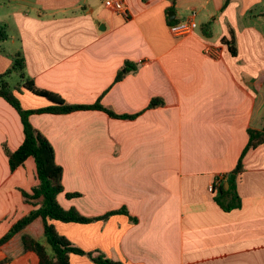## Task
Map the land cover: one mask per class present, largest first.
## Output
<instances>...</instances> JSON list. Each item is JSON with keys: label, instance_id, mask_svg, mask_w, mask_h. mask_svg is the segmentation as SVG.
Instances as JSON below:
<instances>
[{"label": "crops", "instance_id": "obj_1", "mask_svg": "<svg viewBox=\"0 0 264 264\" xmlns=\"http://www.w3.org/2000/svg\"><path fill=\"white\" fill-rule=\"evenodd\" d=\"M104 1L0 0L13 30L1 73L21 53L36 87L70 104L99 102L134 115L80 109L29 116L62 167L63 208L86 217L124 210L54 227L76 247L121 264H264V143L243 157L239 207L222 210L217 191L208 190L236 165L248 129L264 127V0H123L127 16ZM192 11L196 28L171 34L169 21ZM0 26L9 24L0 17ZM231 33L235 54L222 41ZM16 95L23 108L48 104L23 89ZM152 99L162 103L150 106ZM22 140L18 113L0 97V237L34 208L21 193L37 183L32 157L10 171L3 149ZM22 232L51 252L37 223ZM21 233L0 245V261L38 264L23 252ZM69 260L96 264L86 255Z\"/></svg>", "mask_w": 264, "mask_h": 264}, {"label": "trees", "instance_id": "obj_2", "mask_svg": "<svg viewBox=\"0 0 264 264\" xmlns=\"http://www.w3.org/2000/svg\"><path fill=\"white\" fill-rule=\"evenodd\" d=\"M174 22L176 23L175 20L169 21V24ZM6 38L7 35L3 28L0 27V40ZM222 41L228 45L227 48L232 54L236 53L235 40L232 33L230 39L224 38ZM23 69L24 58L21 53H17L12 59L11 67L5 72L0 73V97L18 113L23 133V140L17 149L11 151L5 144L3 145V149L8 158L10 171L22 165L28 157H32L35 163L37 183L32 186L29 192L21 190V193L24 200L32 203L34 208L28 214L11 224L9 230L0 237V245L8 242L15 234L21 233L30 225L37 223L42 235L45 237L46 243L50 246L51 252L47 251L45 244L40 242L37 237L27 232L21 233V246L23 247L24 253L33 252L36 255L38 264H70V254L86 255L96 264H121L118 261L106 257L102 252H86L76 247L65 236L59 234L54 227L52 221L78 223H86L92 220L103 221L108 216L124 212V210H113L100 216L86 217L74 207L69 209L63 208L57 200L58 193L63 191L62 167L55 161L53 146L40 131L33 127L29 121V116L33 113L43 112L64 114L80 109L103 110L110 116L124 119L133 118L134 115L114 114L99 102L83 106L80 104H70L56 93L36 87L33 79L24 75ZM13 71L19 75L18 84L15 86H12L6 79ZM120 76L121 73L117 75L116 79H119ZM21 89L44 97L48 101V104L44 107L33 109L23 108L19 98L16 96V92H20ZM159 103L162 102L158 99H152L150 106ZM248 137L246 146L239 160H237L236 165L228 174L224 175L227 188L223 184H219L214 189L217 191L215 200L218 206L224 211H230L241 205V200L236 189L237 176L242 171V160L245 153L249 149L264 143V127L261 129H248ZM66 196L73 197L76 196V193H67ZM9 259L5 258L1 260L0 264H5Z\"/></svg>", "mask_w": 264, "mask_h": 264}, {"label": "built area", "instance_id": "obj_3", "mask_svg": "<svg viewBox=\"0 0 264 264\" xmlns=\"http://www.w3.org/2000/svg\"><path fill=\"white\" fill-rule=\"evenodd\" d=\"M104 6L124 16L128 15V9L123 0H105ZM194 15L195 12L192 11L187 19L172 23L169 26L170 33L175 36H183L192 32L196 28L197 23L194 19ZM224 177V175H218L215 177V180L208 186V190L212 192L215 188H217L223 181Z\"/></svg>", "mask_w": 264, "mask_h": 264}, {"label": "rangeland", "instance_id": "obj_4", "mask_svg": "<svg viewBox=\"0 0 264 264\" xmlns=\"http://www.w3.org/2000/svg\"><path fill=\"white\" fill-rule=\"evenodd\" d=\"M0 17L3 18L4 23L9 24V27L8 28L3 27L4 24L2 26V28H3L5 34L7 35L8 38H6L4 40H0V57L1 58H6L7 57L9 59V58H11V56L9 55V52H12L11 49L13 48V45L10 43L11 40H12V39H10V37L12 38L13 30L10 28L11 20H10V14L8 13V9H0ZM15 46H17V45H15ZM6 79H7L8 82H10V84L12 86H15V85L18 84L19 75H18L17 72L13 71L10 75H8L6 77ZM26 93H28V92H26ZM27 95H30V94L28 93Z\"/></svg>", "mask_w": 264, "mask_h": 264}, {"label": "water", "instance_id": "obj_5", "mask_svg": "<svg viewBox=\"0 0 264 264\" xmlns=\"http://www.w3.org/2000/svg\"><path fill=\"white\" fill-rule=\"evenodd\" d=\"M168 18H169V20H173L174 19L173 12H169ZM224 187L227 188V183L226 182L224 183Z\"/></svg>", "mask_w": 264, "mask_h": 264}]
</instances>
